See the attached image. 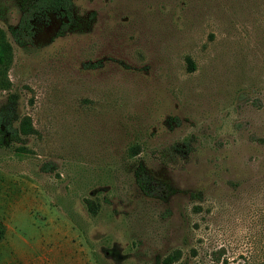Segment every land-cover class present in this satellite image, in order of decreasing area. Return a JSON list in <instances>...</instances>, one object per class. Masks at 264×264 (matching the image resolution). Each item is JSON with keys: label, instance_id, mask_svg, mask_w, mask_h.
Here are the masks:
<instances>
[{"label": "rangeland", "instance_id": "1", "mask_svg": "<svg viewBox=\"0 0 264 264\" xmlns=\"http://www.w3.org/2000/svg\"><path fill=\"white\" fill-rule=\"evenodd\" d=\"M19 1L0 103L30 127L0 147V264H264V0H74L23 47ZM185 140L183 165L154 157ZM138 165L174 193L144 196Z\"/></svg>", "mask_w": 264, "mask_h": 264}, {"label": "trees", "instance_id": "2", "mask_svg": "<svg viewBox=\"0 0 264 264\" xmlns=\"http://www.w3.org/2000/svg\"><path fill=\"white\" fill-rule=\"evenodd\" d=\"M74 0H20L19 10L20 18L17 26L11 28L10 35L18 46H25L31 43L33 37L32 21L39 15L46 13H58L65 22L61 24L58 35H62L69 29L73 20V4ZM0 35V65L9 58L8 45L2 40ZM7 62V61H6ZM191 68L192 63L187 61ZM5 74L0 73V89H8ZM17 95L7 94L4 100L0 103V147L5 146L6 142L20 143L23 138L21 135L25 134V130L30 127L27 119L21 120L17 111ZM18 122V127L15 123ZM263 143V140H259ZM193 150L190 140H185L180 144H174L169 147L154 152V157L164 166L177 167L183 165L188 160L189 153ZM47 169L44 168L43 171ZM134 182L140 192L149 198L164 199L165 197L174 193L169 185L160 183L151 178L145 167L138 165L133 173ZM90 209V208H89ZM166 264L170 263L167 258L164 261Z\"/></svg>", "mask_w": 264, "mask_h": 264}]
</instances>
